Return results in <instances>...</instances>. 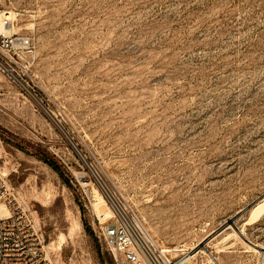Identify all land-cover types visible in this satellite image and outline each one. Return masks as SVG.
I'll return each instance as SVG.
<instances>
[{
    "label": "rangeland",
    "instance_id": "obj_1",
    "mask_svg": "<svg viewBox=\"0 0 264 264\" xmlns=\"http://www.w3.org/2000/svg\"><path fill=\"white\" fill-rule=\"evenodd\" d=\"M3 13L34 43L58 127L0 73V176L52 264H118L100 185L162 248L264 264V0H0Z\"/></svg>",
    "mask_w": 264,
    "mask_h": 264
},
{
    "label": "built area",
    "instance_id": "obj_2",
    "mask_svg": "<svg viewBox=\"0 0 264 264\" xmlns=\"http://www.w3.org/2000/svg\"><path fill=\"white\" fill-rule=\"evenodd\" d=\"M10 13L0 15V73L11 81L58 127L52 112L37 92L38 83L30 72L35 46L29 37H17L11 31ZM129 214V212H128ZM130 211L125 217L114 213L110 223L101 228L100 237L118 264H196V255L185 249L162 248L143 229ZM0 264H52L48 258L45 236L33 214L12 193L0 176Z\"/></svg>",
    "mask_w": 264,
    "mask_h": 264
},
{
    "label": "bare ground",
    "instance_id": "obj_3",
    "mask_svg": "<svg viewBox=\"0 0 264 264\" xmlns=\"http://www.w3.org/2000/svg\"><path fill=\"white\" fill-rule=\"evenodd\" d=\"M12 32V31H11ZM83 177V176H82ZM84 178V177H83ZM86 178V177H85ZM84 178V179H85ZM98 181L102 184L103 182H102V179H100V178H98ZM85 185H89V183H87V182H85L84 183ZM100 186H103L102 188H104L105 189V191H104V193H105V195L109 198V200L111 201V203H112V205H113V208H114V210L117 212V213H121L122 215H124L125 217H127V215H129L130 214V210L129 209H127V207H125V206H122L121 205V203H120V201L117 199V197H116V195L109 189V188H107V186L105 185H100ZM262 202H264V198L263 199H261V201H259L255 206H257V205H260ZM128 212H129V214H128ZM108 219H110L109 217H108ZM134 220H136V222L138 223V224H142V222L140 221V220H138V219H136V218H134ZM143 229H145L146 230V228L144 227V225L142 224V225H140ZM147 231V230H146ZM242 233V232H241ZM61 245H62V241L59 243V245H58V249L60 250L61 249ZM255 247H260V246H256L255 245ZM192 249V248H191ZM262 249H264V248H262ZM197 250V248H194L193 249V251L192 252H195ZM218 251H219V249H218ZM190 255H191V253H190Z\"/></svg>",
    "mask_w": 264,
    "mask_h": 264
},
{
    "label": "trees",
    "instance_id": "obj_4",
    "mask_svg": "<svg viewBox=\"0 0 264 264\" xmlns=\"http://www.w3.org/2000/svg\"><path fill=\"white\" fill-rule=\"evenodd\" d=\"M40 159L43 160L45 163H47L57 174H59V176L67 183L68 181L64 178V176L62 175L60 169L57 167V165L50 161L46 156L44 155H39Z\"/></svg>",
    "mask_w": 264,
    "mask_h": 264
}]
</instances>
